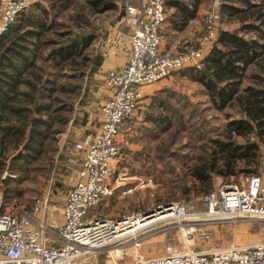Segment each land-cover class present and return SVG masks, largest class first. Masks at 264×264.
Segmentation results:
<instances>
[{
	"label": "rangeland",
	"instance_id": "obj_1",
	"mask_svg": "<svg viewBox=\"0 0 264 264\" xmlns=\"http://www.w3.org/2000/svg\"><path fill=\"white\" fill-rule=\"evenodd\" d=\"M203 2L207 9L210 0ZM79 3L80 0H72L63 7L61 0H36L20 14H33L42 17L46 23L52 22L53 26L44 34L55 39L59 37L66 41L85 31H91L94 37L85 49L89 57L86 67L78 65L79 62H71V66L61 68L50 65V61L41 59L45 47L41 48L42 56L37 61L46 68L39 71L45 79L44 85L51 89L42 94L40 103L45 106L36 112L42 117L37 125L41 142L39 150L25 148L23 142L16 149L6 150L0 163V190L7 210L19 212L36 199L45 198L46 205L41 214L53 226L60 222L58 207L81 163V151L74 147V142L84 134L79 137L74 130L88 110H94V113L97 110L95 100L98 99L96 95L101 82L93 71L95 53L112 29L121 26V17L125 15L123 0L116 1V8L101 13H91L86 9H83L85 13L80 12ZM236 25L235 20L220 19L215 30ZM194 46L193 41L188 44V47ZM76 60L81 61L78 57ZM168 84L175 90L158 94L155 99H163L165 102L161 106L164 108H157L160 103L157 102L151 104L156 109L150 108L148 112L161 109L171 116L170 124L157 126L151 120L129 129L126 144H121L119 157L115 160L116 166L124 165L126 169V177L121 179L124 181L121 191L101 198L93 213L110 218L129 215L133 219L139 216L150 219L153 215L148 214L160 211L162 208L158 205L170 201L182 202L186 213L178 218L146 222L135 230L138 245H134L131 236L114 241L89 255L85 259L86 264H133L135 252L145 257L158 256L164 253L166 245L181 248L187 244L194 249L208 250L231 243L264 242V217H211L206 214L201 195L221 183L235 181L239 175L215 176L212 185L203 188L190 174V167L199 161L205 147L211 145V138L222 135L227 119L238 113L233 107L215 109L203 87L181 75L180 70L171 74ZM261 163L264 165V146ZM117 173L112 172L110 182L113 185ZM189 239L191 242H187Z\"/></svg>",
	"mask_w": 264,
	"mask_h": 264
},
{
	"label": "built area",
	"instance_id": "obj_2",
	"mask_svg": "<svg viewBox=\"0 0 264 264\" xmlns=\"http://www.w3.org/2000/svg\"><path fill=\"white\" fill-rule=\"evenodd\" d=\"M34 2L0 0V35ZM221 2L210 0L194 47L170 52L160 46L161 27L166 19L164 0H143L141 7L123 0L127 23L133 27L130 53L122 67L107 73L111 96L99 106L98 129L74 142L81 151V163L58 207L60 222L53 226L45 221L41 214L45 198L36 199L19 212L7 210L0 190V264H86L89 255L114 241L131 236L134 245L139 244L134 236L138 227L133 229L131 225L133 216L110 218L93 213L99 200L114 192L110 178L111 163L121 148L117 137L125 121L136 110L144 109L143 86L183 67L201 65L207 46L217 34L215 24L221 14ZM201 200L211 217H264V166L256 173L241 174L235 181L207 190ZM159 207L170 213L165 218L186 213V206L180 201ZM139 218L143 219H136ZM133 258V264H264V242L231 243L208 250L187 244L181 248L166 245L161 255L145 257L135 252Z\"/></svg>",
	"mask_w": 264,
	"mask_h": 264
},
{
	"label": "trees",
	"instance_id": "obj_3",
	"mask_svg": "<svg viewBox=\"0 0 264 264\" xmlns=\"http://www.w3.org/2000/svg\"><path fill=\"white\" fill-rule=\"evenodd\" d=\"M70 1L61 0V6L66 7ZM116 1L80 0L79 9L101 13L116 8ZM203 1L164 0L166 19L181 29L196 16ZM220 12L219 20L232 19L237 25L217 29L199 67L180 69L181 75L203 87L215 109L233 107L238 113L227 119L223 134L211 138V145L190 167V174L203 188L210 187L215 176L237 177L256 173L264 166V0H222ZM20 14L0 35V163L6 150L16 149L23 142L25 148L39 150L37 125L42 117L36 112L45 106L40 103L42 94L51 89L44 85L40 72L46 66L37 61L42 56L41 48L45 47L41 59L50 61V65L61 68L79 62L86 67L89 57L85 49L94 37L91 31H85L66 41L55 39L44 34L52 22ZM159 102L157 108L163 109L165 101ZM161 109L152 121L157 126L166 123L167 127L171 116Z\"/></svg>",
	"mask_w": 264,
	"mask_h": 264
},
{
	"label": "crops",
	"instance_id": "obj_4",
	"mask_svg": "<svg viewBox=\"0 0 264 264\" xmlns=\"http://www.w3.org/2000/svg\"><path fill=\"white\" fill-rule=\"evenodd\" d=\"M130 1L138 7H141L143 2V0ZM205 10L206 5L204 4V2H202L197 10L196 16L181 29L175 28L167 19H165L161 27V48L170 52H175L185 47H188V44H190L192 41L195 44L197 37L203 30V16ZM132 32L133 27L127 23V14L125 12V15H122L121 17V26L119 28H113L110 35L102 41L101 46L96 51L94 57L96 64L94 65L93 71L94 74L100 78L101 82L99 94L96 95L98 96V99L95 100L97 103V110L96 113H94L95 111L91 109L88 110V113H85L82 121L80 123H77L76 130H74L75 135L81 137L83 134L85 135L86 132H94L98 129L101 118L99 113V106L111 96V89L106 82L107 73L109 70L118 69L125 64L127 57L130 53V38ZM169 76V78H166V76L165 78H161L153 83L143 86L142 102L144 104V109L136 110L131 115V117H129L125 121L122 132H120L117 137L120 144H126L125 139H128L127 136L130 135L129 129H132L133 127L137 128L138 123L140 122H150L152 120V117L155 116V112L148 111H150V108L156 109V107L159 105H156V107L155 105L151 106V104H156L157 102H159L155 101V99L159 96L158 94H167L169 92H172V90H175L174 87H169L168 83L169 79L171 78V75ZM100 94L101 96L99 97ZM145 110L147 111V113H145ZM117 157H119V155ZM117 157L113 159L111 163L113 172H118L116 176V181L114 182L115 189L113 194H117V192L121 191V184L124 183V181H121V179L122 177L123 179L126 177H124V175L126 174L125 166L115 165Z\"/></svg>",
	"mask_w": 264,
	"mask_h": 264
},
{
	"label": "bare ground",
	"instance_id": "obj_5",
	"mask_svg": "<svg viewBox=\"0 0 264 264\" xmlns=\"http://www.w3.org/2000/svg\"><path fill=\"white\" fill-rule=\"evenodd\" d=\"M153 215V216H152ZM170 215V213L169 212H166V211H164L163 212V210L162 211H159V212H156V213H154V214H151L150 216H152L150 219H148V218H143V220L141 221L140 219H135L134 221H133V224H131V225H133L134 227H133V229L135 228V227H140L141 225H143V224H146V222H151L153 219L154 220H156V219H161V218H165V217H168ZM147 217H149V216H147ZM139 224V225H138ZM132 229V228H131Z\"/></svg>",
	"mask_w": 264,
	"mask_h": 264
},
{
	"label": "water",
	"instance_id": "obj_6",
	"mask_svg": "<svg viewBox=\"0 0 264 264\" xmlns=\"http://www.w3.org/2000/svg\"><path fill=\"white\" fill-rule=\"evenodd\" d=\"M160 205H158V207H159ZM151 214V213H150Z\"/></svg>",
	"mask_w": 264,
	"mask_h": 264
}]
</instances>
